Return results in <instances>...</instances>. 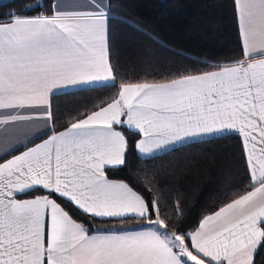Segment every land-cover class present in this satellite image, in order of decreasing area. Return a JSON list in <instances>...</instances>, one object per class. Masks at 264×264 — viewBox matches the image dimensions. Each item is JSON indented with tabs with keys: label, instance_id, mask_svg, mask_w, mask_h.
Wrapping results in <instances>:
<instances>
[{
	"label": "snow or ice",
	"instance_id": "obj_1",
	"mask_svg": "<svg viewBox=\"0 0 264 264\" xmlns=\"http://www.w3.org/2000/svg\"><path fill=\"white\" fill-rule=\"evenodd\" d=\"M234 2L244 59L166 82L120 83L106 106L0 163V264H256L264 248V0ZM95 7L65 12L54 5L51 15L10 13L0 23V109H44L7 115L0 125L53 120L50 96L59 87L109 81L116 87L107 13ZM115 126L135 130L144 154L235 130L250 190L194 230L170 227L158 201L106 175L107 166L125 164L128 141ZM37 186L46 194L17 198ZM72 209L89 218H139L149 227L90 235Z\"/></svg>",
	"mask_w": 264,
	"mask_h": 264
},
{
	"label": "trees",
	"instance_id": "obj_2",
	"mask_svg": "<svg viewBox=\"0 0 264 264\" xmlns=\"http://www.w3.org/2000/svg\"><path fill=\"white\" fill-rule=\"evenodd\" d=\"M109 9L108 42L116 87L110 84L54 95L52 129L29 145L106 106L117 97L120 83L166 82L217 71L244 59L234 0H109ZM10 13L51 15L52 0L0 2V21L10 20ZM115 127L128 141L125 164L106 168V175L128 183L146 200L158 201L170 227L194 230L205 216L250 190L243 138L238 133L190 141L143 158L136 148L141 136L126 126ZM44 194L46 190L38 187L18 197ZM57 199L66 209L71 207ZM70 214L85 222L90 233L149 227L139 218H89L75 209ZM255 260L264 264V248L258 249Z\"/></svg>",
	"mask_w": 264,
	"mask_h": 264
},
{
	"label": "crops",
	"instance_id": "obj_3",
	"mask_svg": "<svg viewBox=\"0 0 264 264\" xmlns=\"http://www.w3.org/2000/svg\"><path fill=\"white\" fill-rule=\"evenodd\" d=\"M97 4L102 5L104 7V10L107 13V43H108V52H109L108 30H109V16L111 15L110 9H109V0H52V10H53V6L55 5L58 7V10L65 11V12H95L99 10L95 7ZM8 21H0V23H6ZM109 61H110V53H109ZM110 84L111 82L109 81L107 84L105 83L79 84V85H74V86L56 88L53 90L50 96V104H51L52 97L56 94L68 93V92H72V91H76L80 89L92 88L96 86H105V85H110ZM43 110L44 109L42 107L23 108V109H7V110L0 109V119H3L7 115H14V114L36 116L38 115V113L42 112ZM5 129H7V131H5ZM51 129H52V120L45 121L43 119H34L31 121H19V122H16L15 124L10 123L8 125H0V163L6 162L8 159H11L13 156L20 155L23 151H26L27 148L34 147L35 145L40 144L43 140L48 139V137L51 136V134L43 138L42 140L35 142L32 145H29L30 143L34 142L38 137L49 132ZM231 132L238 133L235 130ZM231 132L216 133L212 135H201L197 137H192L189 139H185L184 141L176 142L174 144H169L160 149H154L151 153H147V154L140 153L138 149L137 151L141 157L146 158V157L154 156L161 152L167 151L171 148H174L176 146H179L181 144H184L190 141L205 139V138L213 137L216 135H222V134L231 133ZM22 147H25V148L11 155L13 152H15L16 150ZM8 155H11V156L2 160ZM108 167H111V166H107L106 168ZM110 180L120 181V180H115V179H110ZM38 187L39 186H37V188ZM18 195H22V194H18ZM17 198L20 199L18 196ZM27 199H31V198H27ZM118 218L119 217H110V218L105 217L103 219H118ZM146 228L101 231L99 233L101 234L117 233L118 234L121 232L140 231ZM95 233H89V234L91 235Z\"/></svg>",
	"mask_w": 264,
	"mask_h": 264
},
{
	"label": "rangeland",
	"instance_id": "obj_4",
	"mask_svg": "<svg viewBox=\"0 0 264 264\" xmlns=\"http://www.w3.org/2000/svg\"><path fill=\"white\" fill-rule=\"evenodd\" d=\"M2 1H8V0H2ZM2 1H0V2H2ZM38 15H41V14H38ZM38 15H36V16H38ZM21 17H24V16H21ZM35 17V16H34Z\"/></svg>",
	"mask_w": 264,
	"mask_h": 264
}]
</instances>
